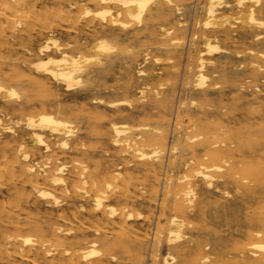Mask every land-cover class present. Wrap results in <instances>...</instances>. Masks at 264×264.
I'll return each instance as SVG.
<instances>
[{"label": "rangeland", "instance_id": "374dc122", "mask_svg": "<svg viewBox=\"0 0 264 264\" xmlns=\"http://www.w3.org/2000/svg\"><path fill=\"white\" fill-rule=\"evenodd\" d=\"M21 1L22 5L18 8V11H25H17L15 15L12 11L4 9V4H12V0H0V9H2L0 11V81L5 85L14 86L19 90L21 87L28 86V91L21 96L19 101L20 104L19 102H15L18 106L14 104V102H10L8 104L0 103V156H3L2 158L0 157V182L3 181L0 183V264H20L17 257L10 256V258H8L4 254V250L8 249V251L12 252L14 248L19 245L20 240L14 239V236L20 234L17 233V230L19 231V229H23L22 231L20 230L22 235H35V232L31 228L29 229L26 227L27 224L25 223L31 224L36 222L42 224L43 226H49L51 223H56L57 225H61L63 227L67 226L66 228L70 227L76 230L79 227V222H83L84 225L91 227L96 225L102 226V223L105 222L107 219L105 214L92 212V201L89 197L83 199L79 195L73 196V186L79 182L78 176L75 175L77 173L75 172L76 169L79 168L78 164L75 163L76 161L85 164L89 173L91 172L92 174H95V172L99 171V176H96L98 179H101L105 174H113L114 169L121 172L122 176L120 177V182H122L119 183V185L121 184L120 187H122V185H127L132 195V198L129 201V209L134 210L136 208L144 214V218L141 220L127 221L125 227L136 232L137 236L145 243L151 241V235L155 227L158 230L163 224H165L169 215L173 213V210L169 208L167 209L168 211L166 209L163 210L161 206L167 179L170 176L173 181L176 182L175 185H173V188L174 190H177L180 188V185L184 184V182H178L177 178L181 176L182 173L192 174L193 172L191 169L199 160L202 159L201 154L203 151H201V149L197 150L194 155H191L189 152L185 153L179 150L176 152L177 154L174 153L175 156L173 157L172 151L170 150V152L169 149L174 144L176 136L181 132V129L177 127V124L181 121V117L185 118L184 114H187L186 119L189 118V120L182 121L181 123L183 126H187L190 120H194L198 116H201V113L198 111L199 105L203 106L205 104L206 106H209V111L223 114L221 116H216V114L213 113L212 116L207 118L208 120L220 119L219 121L222 119L226 125L225 140H231L233 142L231 153L227 154V157H229L230 161L235 164V169L232 178L226 177L227 167L224 172L219 173L221 175L216 179L217 189L214 188L211 192H205L204 189H201L203 184L198 180H195L197 181L196 183L199 185L200 189L196 191V198H193V204L191 205L193 208L191 212L193 213H191L188 217L191 222V226L186 225L184 228V231L188 236L185 244L188 245L190 249L187 259L193 260L197 258L196 260L200 263V257L207 255L208 262L206 264H234V261L239 258V254H236L235 248H237V246L243 242L245 238L244 232L246 230L245 224L247 214L255 208V204H249L247 198L242 194V189H237V181H242V171L245 166L254 168L259 164V162L253 158L252 154H250L252 147L250 145L248 146L247 142L256 139L258 134L257 124H264V119H255L257 115L264 112V105H260L261 102H264L262 101L264 100V57L258 56V52H264V43H258L257 41H253L251 38V35L258 29L255 28L254 30L247 31L239 27L238 24L234 23V31L230 33L231 38L218 40L219 46L226 49V51H224V58H214L213 63L211 65H207L204 69V74L208 77L204 88L209 89L212 84H215V87L209 90L207 97L203 98L198 92H196L190 83L187 87L185 82L189 81L195 73V55L197 50L201 49L199 41H197L194 45L192 44L193 42L190 39V33L196 29L195 19H203V10L201 5L204 0H178V2L185 7L181 14L172 12L166 17H161L155 20L146 21L144 19L141 26H136V24L133 23L126 30L118 29L117 32L121 39L116 42L108 30L93 31L92 27H87L89 24L98 23L99 19H95L93 16L80 17L84 7H89L90 9L92 8V11L98 9V7L91 3L90 0ZM65 1L66 3H64ZM68 2L69 4L74 3L76 5V8L71 9L70 12ZM192 3H196V10L194 12H191L192 10L190 9ZM3 10L4 13L2 12ZM25 12H27V14ZM33 12L34 14H32ZM235 12V10L228 11L230 14H235ZM51 13L54 14V17L51 16ZM12 14H14V17ZM30 14V18H33L36 14L39 15V17L34 16L37 20L35 18L30 19ZM68 14H75L74 16L76 21L74 22L73 20L68 19ZM8 15L12 17H9ZM60 15H63V19ZM22 16L25 18L23 19ZM15 18H17V21L14 24ZM45 20L46 22H44ZM122 20L125 21L126 19L122 18ZM178 21L182 23L184 22L182 26L183 31L174 30V33L170 37L162 38L161 33L159 32V26L174 28ZM166 24L168 25L165 26ZM9 25L10 28H7ZM68 28L71 30L69 31ZM186 31L188 32L186 33ZM133 35H136L137 38L132 39L131 37H133ZM48 36L57 38L61 44H65L75 37L83 36L85 39V45L90 44L97 38H106L117 45L128 48L129 53L119 55L111 65L91 63L89 67L92 69H103L101 76L99 78L83 81V83L79 86L80 88L77 87L75 90L67 92L63 90L61 86L55 85L50 79L34 73L30 68V63L37 58V46L42 44L44 39ZM127 36H129L128 39L126 38ZM172 37H181L183 39V44L178 50L174 48H159V43L167 44L166 42L170 41ZM248 48L254 50V55L246 53ZM236 52H239L240 55H236ZM144 53H147L148 57L146 63H142ZM155 57L170 59L171 62L157 63L154 61ZM21 59L25 61L24 65L26 66H24L23 63H20L19 60ZM103 61L105 60L102 59V62ZM251 62L257 63L261 66L262 70L252 67L250 64ZM139 63L141 64L139 65ZM138 68L145 71L147 75H138ZM189 68H191V70ZM254 68L256 71L260 70L261 75L254 74V76ZM158 83H163V86H160ZM145 84H149L150 87L146 89L145 97L142 100V98L139 97L140 94H138V90ZM158 86L159 88H157ZM238 90L240 91L238 92ZM156 92H159L160 96L164 97L166 101V103L164 102L156 105L157 107L151 104V100L156 97ZM232 92H235V94ZM257 95H259V97H257ZM58 96L59 98H57ZM245 96L246 98L248 96L249 97L244 99ZM28 98L30 100H28ZM94 99H101L103 102L119 99H131V105L129 107L124 106V109H122L124 111H116L113 108L105 106V103H99L98 101L97 103H94ZM24 100H27L28 102ZM191 100L195 101L194 105L190 104ZM183 102L185 103L182 107L181 103ZM31 106L32 108H30ZM43 111H51L55 114L57 113L59 117L72 122L73 128L76 130V136L69 140V148L64 149L60 147L58 145L59 139H51L48 135H45V139L50 145L51 149L49 151L43 152L40 147L35 149L34 146L30 145L32 137L30 131L24 124L25 116L30 114L36 115L37 113ZM15 113L19 114L15 115ZM84 115L86 116V119H84ZM81 118L86 121H83ZM248 119H253L254 123L247 122L248 124L245 125L238 124L243 120L246 122ZM88 121L93 123L90 125V122ZM111 122H124L130 125L147 123L154 126H162V129L167 136L165 135L164 139V152L159 156L161 166L155 167V174H147V172L141 169L142 167L139 165L140 162H138L133 156H124L120 153L118 148L116 149V147L112 146L110 139ZM88 123L91 127L90 130H88ZM92 127L94 129H92ZM169 136L170 138H168ZM167 138L169 139L168 144ZM21 142L24 143V145L26 144L25 148L28 151L32 152L30 161H23L20 155L21 152L17 151V144ZM101 148L103 150H101ZM112 149L116 150V152ZM261 155L264 156V154ZM32 156L35 157L33 158ZM191 157L195 158L193 164L189 166L188 169H184L182 166L183 162L187 161ZM39 158L41 161H39ZM47 158H49V160H47ZM171 162H173V164H171ZM202 162H205V160H202ZM43 163H47V165L49 164L48 167L44 168V172L41 171L40 167ZM94 163H96V165ZM24 164H31L35 167V174L37 175L38 182L41 184L40 186L46 189L51 188V190H54L60 202L59 206L55 207L50 204L47 205L39 199L36 191L28 183L25 174L21 171L20 167L24 166ZM59 164L68 165L66 168V174L63 176L67 182L66 186L70 190L69 193H67L62 186H54L49 181L48 176ZM118 166H121V168H118ZM15 169H17V171ZM127 177H130V179ZM225 191L228 192L227 195L225 194ZM149 193L151 194L149 195ZM201 193L203 201L200 203V206L202 207L200 213H203L200 214L197 212L196 204ZM152 194L154 196H152ZM79 203H83L85 209H80L78 207ZM183 203H185V201ZM7 204L11 205V207H8ZM110 204H115L114 206L116 207L121 206L120 202H111ZM155 205H157V209L154 207ZM150 206H153L151 207L153 209H150ZM20 209L22 210V213H20ZM154 212L156 215L153 214ZM201 216L203 218L206 217V219H203ZM10 219H14L12 221L13 223ZM18 220H23L25 222H20ZM44 223H46V225ZM126 228L119 230L118 227L110 224V228L107 229V234L110 238L113 237L112 239H120L123 236L122 234L126 233ZM91 233L92 231H88L84 236L78 237V240H82L83 238L90 239L92 237ZM115 234L117 236H115ZM191 236H195L193 240ZM70 242H73V240ZM204 244H208L209 248L207 250H199V247H202ZM138 248L141 252L139 255V264H152L149 254H147L145 250L146 244H142L140 247L138 245L129 246L126 252L117 251L118 256L120 257V264H135L134 261H132V258ZM164 250L165 246L162 243V247L158 255L159 264L163 254L165 253L162 252ZM197 252H199V254H197ZM126 254L132 256L126 258ZM170 264H180V262Z\"/></svg>", "mask_w": 264, "mask_h": 264}, {"label": "bare ground", "instance_id": "6f19581e", "mask_svg": "<svg viewBox=\"0 0 264 264\" xmlns=\"http://www.w3.org/2000/svg\"><path fill=\"white\" fill-rule=\"evenodd\" d=\"M12 2H13L12 4L5 3L4 9L7 11H12L16 15L18 8L22 5V1L12 0ZM90 2L93 3L96 7H98V9L92 11L91 10L92 8L90 9L89 7H84L80 17L93 16L95 19L96 18L99 19L98 23L89 24L87 27H92L93 31L108 30L110 34L113 36V38L115 39V42L121 39L120 35L117 32L118 29L126 30L133 23H135L136 26H141L142 21L144 19L146 21L155 20L161 17H166L170 15L172 12L181 14L182 10L185 8L181 3L178 2V0H90ZM64 3H66V1ZM192 4L190 6V9L192 10L191 12H194L196 10V3H194L193 5ZM69 8H70L69 10L70 12L71 9L76 8V5L74 3H71L69 4ZM201 8L203 10V19H199V20L195 19L196 29L194 31H191L190 33V39L193 42L192 44L194 45L197 41H199L201 49L197 50L196 55H195V68H196L195 73L193 74V77L190 78L189 81L185 82V84L187 86L190 83L191 86L196 90V92H198L203 98H205L207 97L209 90L215 87V84H212L209 89L204 88L205 82L208 78L207 75L204 74V69L206 68L207 65H211L213 63L214 58L215 59L224 58V51H226V49L219 46L218 40H224V39L231 38L230 33L234 31L233 30L234 23L238 24L239 27L247 31L254 30L255 28L258 29L255 33L251 35V38L253 41H257L258 43H264V31H262L264 30V0H231V1L230 0H204L203 4L201 5ZM1 10L2 9H0V11ZM229 10H235L236 12L235 14H230L228 13ZM23 11L25 10H22L20 12H23ZM2 12L4 13V10ZM25 13L27 14V12ZM14 14H12V16ZM32 14H34V12ZM51 14H52L51 16L54 15L53 13ZM74 15L68 14L67 17L68 19L73 20L75 22L76 18ZM12 16H9V17H12ZM34 16L39 17V15L37 14ZM34 16L33 18H30L31 17V14H30L29 18L34 19L35 18ZM22 18L24 19L25 17L22 16ZM122 18L126 20L123 21ZM16 21H17V18H15L14 24ZM44 22H46V20ZM183 23L178 21L174 28H166L164 26H159L160 27L159 32L161 33L162 38L170 37L174 33V30L183 31L182 29ZM26 25L28 24L26 23ZM167 25L168 24H166L165 26ZM7 28H10V25ZM70 30L71 29H69V31ZM187 32L188 31H186V33ZM0 35H1V31H0ZM126 38L128 39L129 36H127ZM131 38L136 39L137 37L136 35H133V37ZM84 40H85L84 37L80 36V37H75L74 39H72L69 42H66L65 44H61L57 38H53L51 36L46 37L43 43L38 45L36 48L37 58L34 59L30 63L31 70L40 76L50 79L55 85L61 86L63 90L67 92H71L75 90L77 87H79L83 83V81L99 78L101 76V72L103 69L102 68L92 69L89 67L91 63H98L101 65L102 64L111 65L112 63H114L115 59L118 58L119 55H124L125 53H129L128 48L117 45L116 43L111 42L110 40L106 38H97L96 40L92 41L90 44H87V45L84 44ZM168 42H166L167 44L159 43V48H163V49L164 48H174L178 50L183 44V39L181 37H172L170 41ZM246 53L250 55H254L255 52L253 49L248 48L246 50ZM236 55H240L239 52H236ZM258 56L264 57V52H258ZM102 59H104L105 61L102 62ZM147 59H148L147 53H144L143 58H142V63H146ZM19 61L20 63H23L24 65V62H25L24 60L21 59ZM154 61L157 63L171 62L170 59H162L159 57H155ZM140 64L141 63H139V65ZM250 64L252 67L262 70L261 66H259L257 63L251 62ZM255 68H254L253 75L254 74L261 75L260 70L256 71ZM189 69L191 70V68ZM137 74L143 75V76L147 75L145 71L139 68L137 69ZM158 84L160 86H163V83H158ZM28 85H31V84H28ZM27 87L25 86L21 87V89L19 90L15 88L14 86L5 85L4 83L0 81V103L8 104L10 102H14V104H16L15 102L20 101L22 94H25V92L28 91ZM149 87H150L149 84H145L143 87L139 88L138 94H140L139 97L142 98V100L145 97L146 89H148ZM157 88H159V86ZM239 91L240 90H238V92ZM28 93H31V92H28ZM233 94H235V92ZM246 96L244 99H247L249 97L248 96L246 98ZM257 97H259V95H257ZM57 98H59V96ZM28 100L30 99L28 98ZM24 101L28 102L27 100H24ZM97 101L99 103H105V106L109 108H113L116 111H120L124 109V106L129 107L131 105V99L110 100V101H104V102L101 99L93 100L94 103H97ZM164 102L166 103L164 97H161L159 92H156V97H154L151 100V104L154 106L160 103H164ZM184 103L185 102L181 103L182 107L184 106ZM194 103H195L194 100L190 101L191 105H194ZM262 103L264 102H261L260 105H264ZM205 107H207L208 109ZM30 108H32V106ZM198 111L201 113V116H198L194 120H190L187 126H183L181 124L182 121L189 120V118L186 119L187 114H184L185 118L181 117V121L177 124V127L181 129V132L176 136L174 140V144L170 147L169 151L170 150L172 151V154L174 157L175 156L174 153H176L179 150L185 153L189 152L191 153V155H194L197 152V150L201 149V151H203L202 154L200 153L202 159L199 160L196 163V165H194V167L191 169L193 172L192 174L182 173V175L177 178L178 182L179 181L184 182V184L180 185L179 186L180 188H178L177 190H174L173 188L174 187L173 185H175L176 182H174L170 176L167 179L166 187L164 189L163 202L161 203V206L163 210L164 209L167 210L168 208L173 210V213H171L167 219L165 218L166 219L165 224H163L158 230L156 227L154 230L152 229L153 233L151 235V241H149L148 243L147 242L145 243L142 239H140L137 236L136 232L132 231L130 228L125 227L127 221L141 220L144 218V214L142 213V211L136 208L134 210L129 209V201L132 198V195L127 185H122V187H120L121 184L119 185V183L122 182V181L120 182V177L122 176L121 172H119L117 169H114L113 174H109V175L105 174L102 176L101 179H98L96 176H99L100 174L99 171L95 172V174H92L91 172L89 173L88 168L85 164L76 161L75 163L78 164L79 168L76 169L75 172L77 173L75 175L78 176L79 182L73 186L74 187L72 190L73 196L79 195L83 199L88 198V197L91 199L92 212L105 214L107 217L105 222L102 223V226L96 225V226L91 227V226L84 225L83 222H79L78 229L74 230L73 228H70V227L66 228L67 226L63 227L61 225H57L56 223H51L49 224V226H47L46 223H44L46 226H43L42 224H39L36 222L31 223V224L25 223L27 224L26 227H28L29 229L31 228L35 232V235L33 236L22 235L21 234L22 232H20V230L22 231L23 229H19V231L17 230V233H20V234L14 236V239L20 240L19 245L15 247L12 252L8 251V249L4 250V254L8 258H10V256L17 257L19 259L20 264H120L121 263L119 261L120 257L118 256L117 251L126 252L129 246L138 245L140 247V245L146 244L145 250H146V253L149 254L152 264H159L158 255L160 253L162 243H163L166 251L165 250L162 251L165 253L162 256L160 264H170V263H178V262H180V264H206L208 262L207 255H203L200 257L199 259L200 263L198 262V260H196L197 258L193 260H188L187 255H189L188 252L190 249L188 245L185 244L188 236L185 233L184 228L186 227V225L191 226V222L188 219V217L191 213H193L191 212V210H193V208L191 207V205L193 204V198H196V191L200 189L199 185L196 183L197 181L195 180H198L199 182L203 184V187L201 189H204L205 192H211V190L217 187L216 179L217 177L221 175L219 173L224 172L226 167L228 168L226 177L232 178V175L234 174L235 164H233L232 161H230V158L227 157V154L231 153L233 142L231 140L229 141L225 140L226 125L224 124L223 120L222 119L221 121H219L220 119L219 120H215V119L208 120L207 117L212 116L214 112L209 111V106H206V104L203 106L199 105ZM16 114H19V113H15V115ZM67 114H70V113H67ZM214 114H216V116L223 115L222 113H217V112ZM261 118L264 119V112L260 113L259 115H257V117H255V119H261ZM84 119H86V116ZM83 121H86V120H83ZM253 121H254L253 119H248L246 120V122L245 120H243L238 124L245 125V124H248L249 122L254 123ZM91 123L93 122H90V125ZM24 124L31 133L32 139L30 141V145L34 146L35 149H38V147H40L43 152H47L51 149L50 145L45 139V135L50 136L51 139H54V138L59 139L58 145L64 149L69 148V140H71L73 137L76 136V130L73 128L72 122L65 118L59 117L57 113L55 114V113H52L51 111L50 112H46V111L39 112L36 115H31V114L26 115L24 119ZM0 125H1V119H0ZM88 126H89V123H88ZM90 129L91 127L89 126L88 130ZM92 129L94 128L92 127ZM257 131H258V134H257L256 139L253 141L247 142V143H248V146L250 145L252 147L250 154H252L253 158H255L257 162H259V164L254 168H249L245 166L244 170L242 171V177H241L242 183L240 181H237L238 182L237 189H242V194L247 198L249 204L251 205L255 204V208L249 214H247V219H246V224H245L246 230L244 232L245 238H244V241L241 242L237 246V248H235L236 254L237 255L239 254V258L234 261V264H264V156L261 155V154H264V124L258 123ZM110 132H111L110 139H111L112 146L116 147V149L118 148V150H120V153H122V155L124 156L125 155L127 157L130 155L133 156L138 162H140L139 165H141L142 167L141 169L147 172V174H151V173L155 174V167L161 166V163L159 162V156L164 152V147H165L164 139H165L166 134L164 130L162 129L161 125L154 126V125H150L147 123L130 125L124 122H117V123L111 122ZM168 138H170V136ZM168 143H169V139H168L167 144ZM25 145L24 143L21 142L17 144L16 148H17V151L21 152L20 155L23 161H28V160L30 161L32 152L28 151L25 148ZM101 150L103 149L101 148ZM113 151L116 152V150H113ZM47 160H49V158H47ZM194 160L195 158L191 157L187 161H184L182 164L183 168L188 169V167L193 164ZM202 160H205V162H202ZM39 161H41V159ZM94 164L96 165V163ZM171 164H173V162H171ZM48 165L47 163H43L40 166L41 171L44 172V168L48 167ZM67 167H68L67 164L57 165L54 168L53 172L48 176V178L52 185L62 186L63 189L67 193H69L70 190L67 188L66 186L67 182H66L65 177L63 176L66 174ZM20 168L23 174H25V177L27 178L28 183L33 187V189L36 191L37 196L39 197V199H41L43 203L47 205L50 204L55 207L60 205L59 204L60 202L54 190H51V188L46 189L40 186L41 184L38 182L37 175L35 174L36 169L33 165L24 164V166ZM118 168H121V166H118ZM15 170L17 171V169ZM67 173H70V172H67ZM127 178L130 179V177H127ZM151 193H149V195ZM225 194L227 195L228 192L225 191ZM152 196L154 195L152 194ZM184 201L185 203H183ZM202 201H203V198H202V193H201L199 196V200L197 202L198 205L196 204L198 213H200V211L202 210L201 209L202 207L200 206V203H202ZM111 202H120L121 206L116 207L114 206L115 204L114 205L110 204ZM9 206L11 207V205H8V207ZM78 207L80 209H85L83 203H79ZM151 207L153 206H150L149 208L153 209ZM154 207L156 208L157 205H155ZM21 211L22 210L20 209V213H22ZM153 214H155V212ZM204 218L206 219V217ZM13 220H11V222ZM110 224L115 225L116 227L119 228V230H123L126 228L127 231H125L126 233L122 234L123 236L121 238L119 237L120 239H112L113 237L110 238L107 234V229L110 228ZM16 229H17V226H16ZM88 231H92L91 233L92 237L90 239L83 238L82 240H78V237L84 236ZM115 236L117 235L115 234ZM194 237L191 236L192 240ZM72 240L73 242H70ZM59 248L61 249V251ZM208 248H209L208 244H204L202 247H199V250H207ZM140 254L141 252H140V249L138 248V250L134 253L133 258H132V261H134L135 264L140 263V259H139ZM197 254H199V252H197ZM131 256L132 255L126 254L125 257L129 258ZM4 264H7V263H4Z\"/></svg>", "mask_w": 264, "mask_h": 264}]
</instances>
